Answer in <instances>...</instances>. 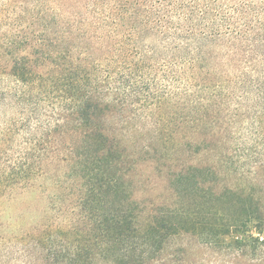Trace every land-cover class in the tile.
Listing matches in <instances>:
<instances>
[{
  "label": "trees",
  "instance_id": "obj_1",
  "mask_svg": "<svg viewBox=\"0 0 264 264\" xmlns=\"http://www.w3.org/2000/svg\"><path fill=\"white\" fill-rule=\"evenodd\" d=\"M59 1L0 0V203L47 183L75 201L72 210L47 209L51 196L45 209H0V264H190L186 250L169 252L186 234L227 264H264V148L245 139L230 150L203 130L231 83L257 84L264 127V71H254L264 66V0H87L76 21L62 19ZM156 64L175 69L163 77L186 114L176 133H155L145 147L185 142L179 149L193 155L170 178L176 196L195 199L161 214L139 209L125 165L142 142L122 134L120 99L101 92L110 78L113 94L144 86Z\"/></svg>",
  "mask_w": 264,
  "mask_h": 264
},
{
  "label": "rangeland",
  "instance_id": "obj_2",
  "mask_svg": "<svg viewBox=\"0 0 264 264\" xmlns=\"http://www.w3.org/2000/svg\"><path fill=\"white\" fill-rule=\"evenodd\" d=\"M86 1L60 0L59 6L63 11L62 19L65 21H76L78 15L76 12L82 11V5ZM89 57L91 61H94V59L100 58V53L90 49ZM108 62V57L104 55V63H107L105 67H113ZM96 65L99 64H94L93 66ZM228 68L229 73L233 72V75L240 69L234 61L230 62ZM172 70L173 68H162L160 64L147 68V76L151 78L144 86H149L148 93L144 91L143 85L134 83L128 86L129 88H127L124 94L122 91L113 94L117 83L114 81V78L108 79V77L107 79L110 82L109 91L101 89L102 95H107L109 92V97L112 96L113 99H120L119 104L115 103L118 108L116 112L119 114V116L116 115V125L122 134L126 135L127 139L131 134H137L139 135L140 142H142L137 146L135 160L125 165V170L132 173L128 182L133 190L134 198L140 202L139 209H145L147 212H160V214L164 211L172 210L173 207L182 206L186 209L190 208L189 206L187 208L183 204L184 200L188 199L187 197L179 198L176 196L177 187L174 180L170 178V175L175 169L180 167L178 164L183 163L184 160L190 161L193 155L192 151H189L185 147L179 149L180 146L185 145V142L179 144V141L175 139L168 140L174 141L172 145L162 144L166 150L157 143H154L155 147H145L147 145L145 142L150 137H153L155 133L160 134L162 138L165 137L166 140L170 135L169 132L176 133L175 131L179 129V120L177 121V119L186 114L184 102L174 94L177 84L175 85L174 81H169V77H163L164 74H168L171 77L175 69ZM241 70H243V67ZM254 71H264V66H258ZM100 77L106 78L103 75H100ZM254 85L244 89L234 83L227 85L231 92L229 93L230 97H226L227 102L222 107V110L215 107V109L209 110L210 116L207 114V118L209 117V119L206 118V123L209 121L210 126L206 124L203 130L209 133L214 131L222 134V142L227 149L242 148L245 139L250 140V144H252L250 146L257 145L258 150L264 148L263 138H257L259 132L264 133V127L260 128L261 124L257 121V117L262 112L263 106L261 105L262 100L258 99V86L256 83ZM261 87L264 90L263 83ZM166 90L171 91V101L168 103L164 100L159 102L156 97L157 93L165 94ZM191 108L192 105H190ZM202 111L203 109L199 108L197 114ZM48 115H51L50 110ZM232 137H234V140ZM239 149L237 152L240 151ZM188 153L191 156H187ZM158 155H162L160 160L157 163L152 162L151 157L153 158ZM172 157L175 159L173 162L169 160ZM169 163L173 166L170 167ZM47 185L48 183L45 185L46 188L38 187L33 194L18 195L15 199H11V201L0 203V209H13V212L16 209H45L46 202L50 198L49 196H51L53 198L47 209L72 210L75 198L70 190L66 191L65 194L59 195L53 193L52 187ZM43 194L48 196L43 197ZM189 198L190 202L195 200L194 198H192L194 200L191 197ZM197 237L195 234H186L176 238L169 252H173L177 257H182L183 250H186L190 264H227L228 257L223 252L219 253L212 250L198 240Z\"/></svg>",
  "mask_w": 264,
  "mask_h": 264
}]
</instances>
